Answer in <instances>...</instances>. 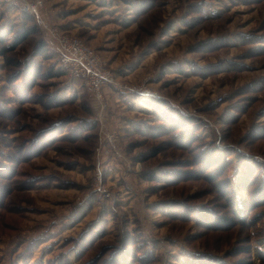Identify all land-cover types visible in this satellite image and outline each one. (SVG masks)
<instances>
[{"label":"rangeland","instance_id":"374dc122","mask_svg":"<svg viewBox=\"0 0 264 264\" xmlns=\"http://www.w3.org/2000/svg\"><path fill=\"white\" fill-rule=\"evenodd\" d=\"M43 1L118 87L0 0V264H264V0Z\"/></svg>","mask_w":264,"mask_h":264},{"label":"built area","instance_id":"2783aa9c","mask_svg":"<svg viewBox=\"0 0 264 264\" xmlns=\"http://www.w3.org/2000/svg\"><path fill=\"white\" fill-rule=\"evenodd\" d=\"M4 1L36 18L46 33L47 43L58 55L61 67L66 69L73 78L83 82L91 96L100 103L102 109H105L106 90L117 88L118 83L97 52L80 38L66 35L59 28L49 25L41 16L45 8L43 0ZM124 90L128 93L135 91L133 88ZM109 140L116 142L117 138L111 135Z\"/></svg>","mask_w":264,"mask_h":264},{"label":"trees","instance_id":"16d2710c","mask_svg":"<svg viewBox=\"0 0 264 264\" xmlns=\"http://www.w3.org/2000/svg\"><path fill=\"white\" fill-rule=\"evenodd\" d=\"M26 15L29 14L27 12H25ZM29 16V15H27ZM26 39V37H21L20 39L16 40V43L14 45H12V49H15L18 45H20L24 40ZM49 50L48 46L45 45V43L41 44L40 46V53H46V51ZM7 50L5 48L2 49L3 54L6 52ZM57 55V54H56ZM245 171V170H244Z\"/></svg>","mask_w":264,"mask_h":264}]
</instances>
